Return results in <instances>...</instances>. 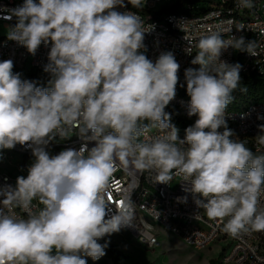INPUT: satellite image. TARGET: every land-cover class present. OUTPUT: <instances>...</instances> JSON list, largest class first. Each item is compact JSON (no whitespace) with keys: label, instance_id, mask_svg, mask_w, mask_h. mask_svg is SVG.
I'll list each match as a JSON object with an SVG mask.
<instances>
[{"label":"clouds","instance_id":"9594fccd","mask_svg":"<svg viewBox=\"0 0 264 264\" xmlns=\"http://www.w3.org/2000/svg\"><path fill=\"white\" fill-rule=\"evenodd\" d=\"M128 2L141 6V0ZM117 5L125 6L124 0H24L11 10L9 18L15 16L17 23L9 40L33 55L41 43L51 42L44 66L50 79L47 87L37 86L13 74L11 59L0 62V150L19 144L36 158L15 188L0 189V264H87L82 256L103 257L108 241H99L133 221L131 203L123 201L105 218L117 160L124 167L155 171L161 184L176 170L184 192L209 219L229 217L224 231L231 236L264 230V208L258 206L264 155L232 139L225 119L242 66L220 59L229 47L254 54L253 42L225 40L216 32L199 39L200 51L191 61L199 68L185 70L187 114L197 119L179 139L165 108L175 98L180 64L171 52L155 63L148 59L140 50L151 29L142 27L134 12L114 10ZM241 6L252 7L251 0H241ZM144 121L167 131L138 142ZM72 126L95 146L50 156L45 146ZM260 128L264 132V125ZM258 142L264 144V135ZM37 198L43 208L27 219L11 211L28 208ZM177 199L186 202L187 196Z\"/></svg>","mask_w":264,"mask_h":264},{"label":"built area","instance_id":"2783aa9c","mask_svg":"<svg viewBox=\"0 0 264 264\" xmlns=\"http://www.w3.org/2000/svg\"><path fill=\"white\" fill-rule=\"evenodd\" d=\"M178 0H141L140 7H133L124 1L123 7L117 5L114 10L134 12L142 21V27L150 30L144 34V45L140 51L153 61L165 52H171L180 64L178 74H185L188 68L198 69L199 65L191 63L200 51L199 39L213 32L220 33L225 40L243 37L254 44V54L239 51L229 47L222 50L220 59L231 65H241V79L250 74L264 72V0H251L252 7H242L241 0H214L207 4L208 9L198 14L161 13L159 18H153L152 13L162 7L174 4ZM38 3L39 0H34ZM24 0H0V23L9 31L17 23L16 17L9 18L11 10L22 6ZM186 8L193 11L198 5L187 3ZM152 27V28H151ZM48 45L41 43L36 53L30 54L26 47L8 36L0 37V62L11 59L14 63L12 71L32 69L38 75L45 73L44 66L48 63ZM190 99L178 94L168 106L177 108L180 116L187 121H195L196 116H188ZM225 119L232 128V139H240L250 145L255 153L264 152V144L258 142L261 125H264V103L255 102L237 111L226 110ZM167 130L159 127L145 130L138 142H150L162 137ZM185 133L178 131L179 139H184ZM87 145L90 150L94 141L82 139L80 128L67 127L64 137L56 136L46 146L45 150L52 155L61 151L73 149L79 151ZM87 156L88 152L85 151ZM0 159L10 166L5 172L0 171V189L7 186L15 188L19 176L27 177L28 169L35 162L31 148L17 144L13 149L0 150ZM156 172L152 170L139 171L134 166L124 167L117 160L115 170L110 178L107 197L110 198L111 211L105 217L110 218L116 213L121 202L131 203L133 210L132 226L122 228L140 244L153 247L158 243L157 227L150 223L164 226L170 233L180 238L188 247L197 250L207 249L214 243L222 244L221 264H264V230H249L237 236H231L224 231V223L229 217L209 219L203 207H198L190 193L184 192L183 178L171 173L167 184L156 183ZM264 187V186H262ZM187 196L186 202L177 198ZM4 197L0 195V200ZM259 207L264 208V192L259 197ZM2 207V205H0ZM43 208L39 199H33L28 208L13 206L11 211L18 217L27 219L29 213H38ZM8 211V209H5Z\"/></svg>","mask_w":264,"mask_h":264},{"label":"rangeland","instance_id":"374dc122","mask_svg":"<svg viewBox=\"0 0 264 264\" xmlns=\"http://www.w3.org/2000/svg\"><path fill=\"white\" fill-rule=\"evenodd\" d=\"M9 29L0 23V37L8 36ZM34 163V161H33ZM10 169L7 162L0 159V171ZM158 226V243L153 247L140 244L126 230H120L111 236H106L100 242L108 241L123 255L124 264H208L210 259L216 258L221 251L222 244L214 243L207 249H194L188 247L180 238L170 233L164 226L150 221ZM87 264H112L111 260L101 257L99 260H92L91 257L82 256Z\"/></svg>","mask_w":264,"mask_h":264},{"label":"trees","instance_id":"16d2710c","mask_svg":"<svg viewBox=\"0 0 264 264\" xmlns=\"http://www.w3.org/2000/svg\"><path fill=\"white\" fill-rule=\"evenodd\" d=\"M126 3L131 5L128 0H124ZM214 0H178L174 4H171L169 6L162 7L158 12L152 13L153 18H159L161 13L163 14H170V13H188V14H198L208 9L207 4L212 2ZM194 3L195 5H198L197 8H195L193 11H190V9L186 8L185 6L187 3ZM132 6V5H131ZM20 74L21 80H28V81H34L37 83V86L40 87H47L48 81L50 79V76L48 73H43L38 75L34 70L27 69V70H16L13 71V74ZM178 83H177V91L178 94L184 98L191 99L190 96L187 94V84L185 80V74H178ZM246 91H243L242 89H245ZM255 102H261L264 103V72L261 74L257 73H250L246 76H244L241 79L240 86L237 90L233 93V100L228 105L226 110L229 111H237L241 108L245 107L246 105L250 103ZM165 111L171 115L170 123L175 125L178 131L185 133V130L187 127L194 124L195 121H187L183 119L177 108H174L172 106H167L165 108ZM144 126H146V130L150 128H156V126H153V124L150 121H144L142 122ZM232 130L231 127H228ZM139 139V138H138ZM247 148H249L255 155H264V152L261 153H255L254 150L250 145H246ZM122 230V229H121ZM101 244H104V242H100ZM105 255L104 257L109 258L112 262V264H124L122 259L123 255L120 251L117 250L116 247L113 245L107 246L105 248ZM222 253L213 259H210L208 264H221L220 258Z\"/></svg>","mask_w":264,"mask_h":264}]
</instances>
